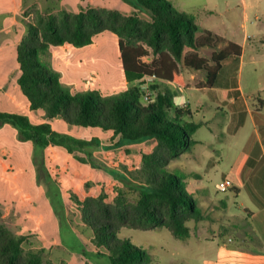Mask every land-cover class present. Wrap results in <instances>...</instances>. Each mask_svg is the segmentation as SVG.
Instances as JSON below:
<instances>
[{
  "label": "rangeland",
  "instance_id": "1",
  "mask_svg": "<svg viewBox=\"0 0 264 264\" xmlns=\"http://www.w3.org/2000/svg\"><path fill=\"white\" fill-rule=\"evenodd\" d=\"M167 1L180 15L190 16L180 12L178 0ZM259 2L264 4V0ZM197 3H206L214 10L219 8L217 3L221 4L219 0ZM262 4L251 20L257 15L256 21L264 23ZM86 7L118 10L124 15L137 13L149 20V13L133 0H0V113L25 116L33 125L45 122L41 111L30 110L17 85V47L27 35V23L34 11L75 13ZM203 17L220 25L221 18ZM222 21L234 27L238 20L232 21L224 14ZM241 33L227 39L242 47L241 56L230 57L223 68V72H229L228 84L221 80L214 91L201 90L204 73L179 66L185 78L182 92L186 99L185 105L180 102L173 106L187 108L199 128L193 136L196 144L170 160L166 169L184 175L202 218L186 223L189 236L185 239L174 238L164 228L121 229L118 238L145 250L151 264H213L229 238L227 233L235 231L228 226L231 213L236 212L234 202L250 205L242 189L237 197L231 192V173L239 171L236 166L246 159L243 154L248 152L246 144L250 147L254 142L257 119H264V39L254 35L251 28L245 32L247 41L242 43ZM210 53L209 49L199 51L205 58ZM38 60L46 70L57 74L64 93L126 97L128 89L137 86L136 81L126 80L117 37L108 32L98 34L83 47L50 46L47 54L38 55ZM170 88L154 82L149 85L151 100L144 102L140 96V101L143 105L153 103L158 92L172 97ZM49 125L71 141L74 155L58 146L35 147L20 138L14 125L0 122L1 221L13 234L26 237L24 252L39 253L44 261L109 264L84 223V204L89 199L104 204L117 200L134 204L142 189L143 179L138 172L142 156L155 150L156 140H124L112 132L70 126L58 118ZM225 179L231 187L220 193L216 186ZM236 222L240 224L239 218Z\"/></svg>",
  "mask_w": 264,
  "mask_h": 264
},
{
  "label": "trees",
  "instance_id": "2",
  "mask_svg": "<svg viewBox=\"0 0 264 264\" xmlns=\"http://www.w3.org/2000/svg\"><path fill=\"white\" fill-rule=\"evenodd\" d=\"M133 1L149 13V20L137 13L124 15L118 10L92 7L75 13L34 11L27 23V35L16 50L17 85L30 110L41 111L45 122L33 125L25 116L0 113V122L18 128L22 140L38 148L62 147L73 155L71 141L52 131L48 122L58 118L70 126L99 128L124 140H156L155 150L142 156L138 171L142 189L134 204L122 200L104 204L93 199L84 204V223L109 264H151L145 250L118 238L121 229L164 228L174 238L185 239L189 236L186 223L202 218L184 175L166 169L170 160L196 144L193 136L199 124L190 119L187 108L173 106L167 93L158 92L153 103L143 105L140 80L154 76L156 82L183 88L181 65L203 72L200 87L211 90L222 63L242 53L240 45L201 30L193 16L180 15L167 0ZM104 32L117 37L124 76L127 81H136L137 86L129 88L126 97L64 93L57 74L46 70L38 55L47 54L50 46L90 45ZM203 49L211 51L208 58L199 55ZM25 241V236H17L3 225L0 214V264H52L39 253L24 252Z\"/></svg>",
  "mask_w": 264,
  "mask_h": 264
},
{
  "label": "crops",
  "instance_id": "3",
  "mask_svg": "<svg viewBox=\"0 0 264 264\" xmlns=\"http://www.w3.org/2000/svg\"><path fill=\"white\" fill-rule=\"evenodd\" d=\"M178 1L180 12L193 16L195 23L201 30H207L221 36L225 41H228L229 35L237 36L242 31V43H244L247 41L245 32L249 29L251 30V28L254 35L264 39V23L256 21L259 19L257 15L251 20L253 14L261 8L262 1L219 0L221 4L217 3L215 6L219 8L215 10L209 8L206 3L202 6L198 5V0ZM224 14L232 21L238 20L233 23L234 27L226 25L222 21ZM203 16L206 18H211V16L221 18L220 25L213 21H204ZM216 27H218V30L214 32ZM261 43L264 42L261 40ZM227 60L222 63V68L218 74V83L221 80H224L226 84L229 82V72L226 70L223 72ZM203 81L204 79L201 82ZM217 82L209 92L215 90ZM158 83L165 88L171 87L174 104L177 105L186 99L182 92L184 87L179 88L166 82ZM200 89L205 90L203 88ZM254 128V142L250 147L246 144L248 152L242 153L246 159L240 160V163L236 166L239 170L237 171L238 173L236 170L231 173L233 177L231 192L237 197L240 189H242L246 193L250 205H246L243 202H234L236 204L234 206L236 212L231 213L228 226L235 231H232L231 234L227 233L229 238L219 249L213 264H264V119H257L256 127L254 125ZM237 218H239L240 224L236 222Z\"/></svg>",
  "mask_w": 264,
  "mask_h": 264
},
{
  "label": "built area",
  "instance_id": "4",
  "mask_svg": "<svg viewBox=\"0 0 264 264\" xmlns=\"http://www.w3.org/2000/svg\"><path fill=\"white\" fill-rule=\"evenodd\" d=\"M156 82L154 76H145L139 82V87L141 90V96L144 102H148L151 100L150 92H149V85ZM180 104L185 105V101H182ZM231 187V182L228 179L220 181L216 189L220 193L226 192Z\"/></svg>",
  "mask_w": 264,
  "mask_h": 264
}]
</instances>
